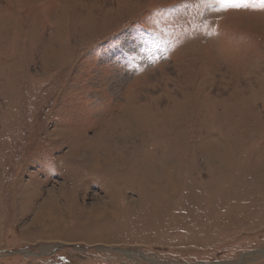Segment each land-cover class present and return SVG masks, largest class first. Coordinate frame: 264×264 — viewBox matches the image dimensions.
<instances>
[{"label": "rangeland", "instance_id": "obj_1", "mask_svg": "<svg viewBox=\"0 0 264 264\" xmlns=\"http://www.w3.org/2000/svg\"><path fill=\"white\" fill-rule=\"evenodd\" d=\"M0 264H264V0H0Z\"/></svg>", "mask_w": 264, "mask_h": 264}, {"label": "bare ground", "instance_id": "obj_2", "mask_svg": "<svg viewBox=\"0 0 264 264\" xmlns=\"http://www.w3.org/2000/svg\"><path fill=\"white\" fill-rule=\"evenodd\" d=\"M108 139L109 138H107L106 141H109ZM103 144H104L103 146H100L101 144L99 146L95 145L91 150L92 151L91 159H92L93 164L96 166L99 165L100 163H102L103 161L113 159V156L110 153H105V154H107L109 159H107V157L105 155H101L100 153H102V152L98 153V151L102 150V149L103 150L105 149V151L108 152L109 149H108L107 144H105V142ZM105 151H103V152H105ZM117 154L114 155V160L115 161H121L122 160L121 158H123V155L120 156L121 154L120 155L119 154L117 155ZM51 206H49V208L47 207L48 209L44 213L41 214L39 219H37V221H38L37 223L40 224V226L45 225L46 228L49 226L52 227V226H54V224H57V222H59V218H58L59 216L56 215V213H55L56 210ZM34 223H36V222H34Z\"/></svg>", "mask_w": 264, "mask_h": 264}, {"label": "snow or ice", "instance_id": "obj_3", "mask_svg": "<svg viewBox=\"0 0 264 264\" xmlns=\"http://www.w3.org/2000/svg\"><path fill=\"white\" fill-rule=\"evenodd\" d=\"M233 6H237V5H233Z\"/></svg>", "mask_w": 264, "mask_h": 264}]
</instances>
